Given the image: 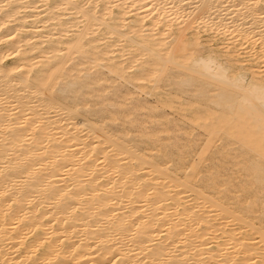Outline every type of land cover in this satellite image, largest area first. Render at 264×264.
Returning a JSON list of instances; mask_svg holds the SVG:
<instances>
[{
    "label": "bare ground",
    "instance_id": "1",
    "mask_svg": "<svg viewBox=\"0 0 264 264\" xmlns=\"http://www.w3.org/2000/svg\"><path fill=\"white\" fill-rule=\"evenodd\" d=\"M262 64L264 0H0V264H264Z\"/></svg>",
    "mask_w": 264,
    "mask_h": 264
},
{
    "label": "rangeland",
    "instance_id": "2",
    "mask_svg": "<svg viewBox=\"0 0 264 264\" xmlns=\"http://www.w3.org/2000/svg\"><path fill=\"white\" fill-rule=\"evenodd\" d=\"M192 22V21H191ZM191 22H188L187 24L188 25H191ZM192 27H193V25H191ZM196 26V24L194 25V27ZM213 32V31H212ZM210 33L209 34V36L207 35L208 33L206 32V33H204V34H206L208 37H209V39L208 40H210V38H214L213 36L215 35V33ZM204 34L202 33L201 35H203L204 36ZM214 34V35H213ZM217 34V33H216ZM205 35V36H206ZM210 35L212 36V37H210ZM201 37V39L202 38H204V37ZM206 36V37H207ZM217 36V37H216ZM219 36V37H218ZM224 37V35L223 36H221V35H219V34H217V35H215V38L214 39H212L210 42H206L207 41V39L206 40H204V39H202V40H204L206 43H204V41H203V44L204 45H206L207 46V44H208V48H206L205 50L202 48V46H198V47H200L199 48V50H200V52H201V55H204L205 53H207V52H210V51H213V52H218V51H220V50H218V49H221V47H224V45H222V44H220V43H217L218 42V40H220V39H222ZM201 40V41H202ZM221 41V40H220ZM219 41V42H220ZM214 44H217L216 46H220V48L218 47H216ZM212 47V48H211ZM246 48H247V45L245 46ZM245 51H247V52H250L249 50H245ZM222 52V51H221ZM220 53V52H219ZM246 55V54H245ZM251 54L249 53V54H247V56H246V58H247V60H251V56H250ZM249 56V57H248ZM250 58V59H249ZM248 63H250V62H248ZM258 63V62H257ZM262 67L264 66L263 64L261 65ZM172 73H171V70L170 71H166L165 73H164V75H163V79H164V81L163 82H161L160 83V85L161 86H163V84L165 83V80H167L168 78H169V76L171 75ZM59 83H60V81H58L54 86L55 87H57L58 85H59ZM115 86H122V84H121V82L120 81H118L117 83H115L114 84ZM55 87L53 88V90H55ZM130 89H131V87H129ZM163 88V87H162ZM113 90V88L112 87H110L109 86V88H106V90L105 91H103L102 92V94L103 95H106L109 91H112ZM166 89H164L163 88V91H165ZM161 91V90H160ZM133 97V99H135V100H141V101H145V103L146 102H148L150 105L152 104V105H157L158 104V100H157V96L155 95V93L153 92V94H150V95H145V94H142L140 91H134V95L132 96ZM131 101V100H130ZM94 109H96V108H94ZM160 109H164L168 114H169V118L170 119H173V120H175L176 121V123L178 124V128H177V130L175 131L176 133V135H180V131H182V129L185 127V126H189V123L188 122H186V120H184L183 118H182V114H184V113H181V112H176V109L175 108H164V107H160ZM176 112V113H175ZM118 124H121V121H119V120H117L116 121ZM149 130H153L152 128L151 129H149ZM201 133V131L200 130H196L195 131V133ZM132 135H135V134H132ZM131 135V136H132ZM135 136H138V135H135ZM169 137V135H166V134H162L161 135V138H160V141H163V139H166V138H168ZM142 138L143 139H145V137L144 136H142ZM157 139H158V137H156ZM199 138H200V142H199V144L198 145H196V146H191V149L193 148L194 150L195 149H198V148H200V146H202V144H203V142H204V140H205V138H206V135H202L201 134V136H199ZM142 139V140H143ZM173 142V139L171 138L170 140H167V141H165V143H167V144H170V143H172ZM218 144H220V143H218ZM228 149H231V147H229ZM212 156L213 155H208L206 158H205V160L203 161V163H204V167H208V166H210V165H212V163H215V162H217L218 160L217 159H212ZM191 158L192 159H197L198 157L196 156V153L195 154H192L191 155ZM221 166H222V168L221 169H223V170H225V171H227V170H232V163L228 160V159H225L224 161H223V163L221 164ZM231 172V171H230ZM235 207V209L236 210H243V212H245V210L248 208V207H246L245 205L244 206H234ZM247 213H249V212H247ZM211 215H213V213H211ZM248 215V214H247ZM249 215H252L253 217H255V218H258V217H260L261 215H260V212L259 213H249ZM232 224H234V222H232ZM256 226H258V227H261V226H264L263 225V223H262V221L260 220V218H259V220H257V222H256Z\"/></svg>",
    "mask_w": 264,
    "mask_h": 264
}]
</instances>
